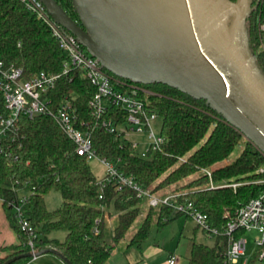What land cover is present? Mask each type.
I'll return each mask as SVG.
<instances>
[{"label":"trees","instance_id":"1","mask_svg":"<svg viewBox=\"0 0 264 264\" xmlns=\"http://www.w3.org/2000/svg\"><path fill=\"white\" fill-rule=\"evenodd\" d=\"M54 1L79 25L70 0ZM255 17L256 12L252 10L246 21L251 52L255 51L257 39ZM0 59L21 68L26 79L39 72L59 74L68 61L49 28L17 0H0ZM255 64L264 76V62L259 60ZM139 85L150 92L142 99L145 107L161 118L159 134L164 139L159 149L147 154L146 158L99 126L92 127L87 102L95 90L79 69L72 67L67 76H61L50 97L57 103L72 97L79 114L91 121L92 149L98 158L112 163L155 196L183 194L174 202L190 201L208 216L212 225L224 226L227 222L225 212L233 216L264 191V172H258L264 168V156L203 100L162 84ZM21 124L24 140L20 149H14V155L0 157L1 196L5 201L15 199L17 196L12 188L18 186H24L23 190L29 193L25 213L34 230L38 251L53 249L70 264H106L114 246L124 239L139 218L142 202L131 190L116 191L111 185L104 188L103 198L99 199L95 177L85 158L76 155L73 143L51 118L23 120ZM242 139L245 144L240 155L232 163L222 164ZM204 171L210 173V179ZM233 184L237 186H228ZM51 191L58 192L62 202L59 208L49 211L44 198ZM110 204L118 212L117 224L110 240H106L104 210ZM2 206L19 243L7 249L0 264L28 253L25 238L10 208L4 203ZM178 216L181 215L171 208L147 206L128 246L141 248L154 218L160 228ZM55 232H63L64 240L49 238ZM214 239L212 247L192 243L188 264H224L221 254L225 238L217 236ZM254 263L255 258L248 262Z\"/></svg>","mask_w":264,"mask_h":264},{"label":"water","instance_id":"2","mask_svg":"<svg viewBox=\"0 0 264 264\" xmlns=\"http://www.w3.org/2000/svg\"><path fill=\"white\" fill-rule=\"evenodd\" d=\"M39 1L106 71L203 100L264 156V76L245 33L254 0H70L79 25L54 0ZM44 254L70 264L50 248L35 256Z\"/></svg>","mask_w":264,"mask_h":264},{"label":"built area","instance_id":"3","mask_svg":"<svg viewBox=\"0 0 264 264\" xmlns=\"http://www.w3.org/2000/svg\"><path fill=\"white\" fill-rule=\"evenodd\" d=\"M17 1L49 28L68 61L59 74L39 72L26 79L21 68L8 65L0 59V157L14 155L12 151L20 149L24 140L21 124L23 120L49 117L73 143L77 156L84 157L87 164L97 160L104 168L102 177H95L99 199L103 198L104 188L111 185L116 191H122L124 188L131 190L135 197L141 202L145 201L148 207L171 208L174 213L191 220L195 227L204 233L214 238L224 236L225 247L221 254L224 264H236L242 258H244L242 264H248L249 261L245 258L247 242L244 235L253 231L256 233L254 245L258 249L254 264H264V191L235 211L233 216L230 217L229 213L225 212L227 222L224 226L217 227L212 225L208 216L198 210L192 202H174L183 194L155 196L148 189L139 186L132 177L121 173L112 163L98 158L92 149L91 139L92 127L95 126L130 145L142 158L159 149L164 139L160 134L154 135L151 130V122L158 116L156 112L145 107L142 99V96L149 92L138 84L108 74L72 34L52 20L39 0ZM252 10L256 12L257 31L256 48L252 55L255 62L259 60L264 62V0H255ZM72 67L82 71L95 90L87 102L88 117L93 121L91 128V121L79 114L72 104V97L71 99L66 97L60 103L50 97L57 81L61 76H67ZM130 134L144 136L146 142L131 140ZM139 146L142 148L139 149ZM258 172L263 173L264 168H260ZM204 173L210 179V173L208 171ZM210 186L212 187V183ZM228 186L235 188L237 185ZM23 188L24 186L13 187L12 191L17 197L10 201H5L0 194V203L10 208L12 218L25 238L28 254L31 255L28 261L21 264H31L37 258L35 255L38 250L35 247L34 230L25 213L29 193ZM94 232L98 233L96 230ZM165 264H176L175 257L169 255Z\"/></svg>","mask_w":264,"mask_h":264},{"label":"rangeland","instance_id":"4","mask_svg":"<svg viewBox=\"0 0 264 264\" xmlns=\"http://www.w3.org/2000/svg\"><path fill=\"white\" fill-rule=\"evenodd\" d=\"M245 33H247V23H246ZM245 39L246 37L245 38L243 36L241 37L242 45L245 44ZM256 41H255V48H256ZM247 44H248V39H247ZM160 127H161L160 117H158L157 119L151 122V130L153 131L154 135L157 136L159 134ZM129 138L134 141L145 140L144 142H146V138L144 136L130 134ZM244 144H245L244 139L240 140L238 144L235 146L230 156L222 164L226 165L235 161V159L240 155ZM141 148L142 147L139 146V149ZM88 165L94 177L96 178L102 177L104 173V168L99 164L97 160H93ZM44 202L47 210L52 211L60 207L62 199L58 192L51 191L45 196ZM140 207L141 208H140L139 218L133 224L130 230L127 232L124 239H122L117 244L118 247H123L124 242L130 239V237L136 231L137 227L140 225L142 217L145 215V211L147 208L146 202L143 201ZM104 213H105L104 238L106 240H110L112 235V230L117 224L118 212L114 208L113 204H110V206L104 210ZM107 217L108 218L110 217L109 224L107 223L108 222ZM155 222L156 220L154 218V220L152 221L150 232L141 246L143 250H151L154 248L156 250L158 249L161 250L162 253L160 252L158 253V251H154L152 253L153 255L149 257L150 264H161L165 260L167 255H173L176 259V262H178L177 264H188L189 252L192 243L203 244L208 247H212L215 243L214 237H212L210 234L204 233L203 231L195 227V224L191 220L186 219L183 216L175 217L168 224L160 228L156 225ZM60 233L62 234L63 232ZM244 236L247 242L246 250H245V258L248 261H250L255 258V255L258 252V249H256L254 245V239L256 237V233L253 231L252 232L249 231L246 232ZM41 257L44 256L37 257L34 260L33 264H35L36 261ZM243 260L244 258L239 259L236 264H242Z\"/></svg>","mask_w":264,"mask_h":264},{"label":"crops","instance_id":"5","mask_svg":"<svg viewBox=\"0 0 264 264\" xmlns=\"http://www.w3.org/2000/svg\"><path fill=\"white\" fill-rule=\"evenodd\" d=\"M108 224L110 223V217L108 218ZM59 234V235H58ZM60 232H55L49 235V238L57 239L58 241H63L65 234ZM129 241V240H128ZM128 241L124 242L123 247L114 246L106 264H150L149 257L153 255L154 251L162 253L161 250L151 249L143 250L142 247L137 249L132 246H128ZM19 240L14 229L11 227L7 214L0 203V259L4 258L10 247L18 245ZM36 261L35 264H65L59 257L53 254H44ZM161 264H165L166 259ZM34 261L31 262L33 264ZM178 262H176L177 264Z\"/></svg>","mask_w":264,"mask_h":264},{"label":"bare ground","instance_id":"6","mask_svg":"<svg viewBox=\"0 0 264 264\" xmlns=\"http://www.w3.org/2000/svg\"><path fill=\"white\" fill-rule=\"evenodd\" d=\"M240 36H241V35L238 33V34H237V39H239V38H240ZM108 73H109V72H108ZM138 85H139V84H138Z\"/></svg>","mask_w":264,"mask_h":264}]
</instances>
